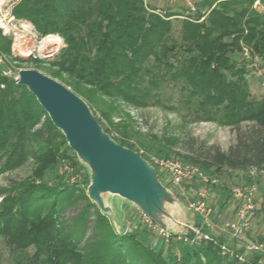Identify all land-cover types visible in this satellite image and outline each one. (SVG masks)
I'll return each instance as SVG.
<instances>
[{"label":"trees","instance_id":"16d2710c","mask_svg":"<svg viewBox=\"0 0 264 264\" xmlns=\"http://www.w3.org/2000/svg\"><path fill=\"white\" fill-rule=\"evenodd\" d=\"M252 1L201 0L194 17L182 18L172 11L161 14L143 0H20L12 14L30 22L40 36L62 38L64 46L51 59L34 60L36 68L46 69L48 76L70 87L90 108L96 107L105 124L92 112L104 131L142 157L128 140L136 134L122 105L183 109L195 121L233 129L235 141L226 150L193 137L158 139L165 141L162 146L180 145L186 153L181 156L183 162L219 177L226 170L264 171V94L259 98L251 94L241 60L243 46L264 58V13L251 9ZM172 19H180L178 38ZM10 42L0 30V54L10 56ZM113 113L127 121L113 122ZM41 119L46 135L35 128ZM140 145L150 149L144 142ZM170 153L174 152L157 147L154 155ZM3 157L2 171L29 157L35 161L31 178L0 189V235L10 246L11 256L19 255L27 264H264V256L245 252L237 244L240 240L231 244L223 233L215 235L205 229L199 241L184 244L178 254L171 251L177 245L174 238L165 249L146 244L135 233H117L86 190L65 181L63 161H68L71 168L85 172L86 187L89 184L86 168L61 131L26 86L0 74ZM213 187L223 195L221 211L227 210L230 194L225 195L224 186ZM188 188L193 193L197 190ZM79 197L84 199L83 206L70 221L62 218ZM258 202L251 216L264 222V205ZM91 209L93 240L82 245ZM218 220L214 219L222 222Z\"/></svg>","mask_w":264,"mask_h":264},{"label":"rangeland","instance_id":"374dc122","mask_svg":"<svg viewBox=\"0 0 264 264\" xmlns=\"http://www.w3.org/2000/svg\"><path fill=\"white\" fill-rule=\"evenodd\" d=\"M20 0H0V30L1 34L7 36L10 39V56L6 54H0V74L5 77L15 78L20 69H37L34 60H47L51 59L61 47L64 46L62 38L57 34H47L52 35L55 38V41H49L46 37L47 35L40 36L33 25L22 19L14 18L12 11L13 8ZM146 5L149 7L157 8V11L161 14H164L167 11L176 12L181 14L180 17L186 18L194 17L197 14L198 9L196 8V3L201 0H143ZM251 9L256 10L259 13H264V0H253L250 5ZM199 12V11H198ZM202 9H201V11ZM203 18H200L202 21ZM173 20V29L174 35L178 38L180 19ZM241 60L245 64V78L247 85L250 89L251 94L259 98L264 94V58L256 55L246 46L242 47L241 50ZM37 70L48 75L47 70L39 67ZM68 87V86H67ZM71 89L70 87H68ZM91 111L96 112V117L100 119L104 124L105 120L100 116V112L96 107L90 108ZM122 109L129 114L130 116V125L136 137L128 139L129 142H132L135 145V148L139 149L140 153L145 155V159L148 161L151 157L156 158H165V159H174L180 162H183L182 155H185V151L180 145L172 146H162L161 144L165 141L161 140L159 143L158 139L163 137H177L178 140H181L186 137H193L198 142H205L207 144L218 145L222 150H226L231 144L235 141V132L233 129L218 125L212 121H195L191 116L185 114L187 111L179 110L175 111L172 109H164L157 106H148L145 108H134L128 105H122ZM185 115V116H184ZM120 116H125L123 113ZM123 118V117H122ZM111 120L113 122L123 123L127 121L126 119H120L117 117L116 113H113ZM44 119H41L39 124L35 128H41L43 134L46 135V130L43 128ZM242 126H245L244 124ZM110 131L115 135V132L110 129ZM146 143L150 146V149H143L140 143ZM179 143V142H178ZM159 147L162 150L173 151L169 156L158 157L154 155L156 148ZM177 153V154H175ZM5 158H0V168L4 164ZM63 172H65V181L68 184H73L79 189L86 190V178L85 172L83 170H77L70 167L68 161H63ZM150 162V161H149ZM35 169V161L33 158L29 157L23 161L20 165L16 166L10 170L2 171L0 169V189L6 188L12 181L31 178L33 176V171ZM158 171V176L160 181L167 186L169 189V184L165 178L164 173L156 167ZM209 179H216V183L211 186H207L201 183L198 179L193 180L191 183L185 184L188 187L193 186V189L208 187L209 190V207L211 209V215L213 220L219 219L220 222L225 220H230L231 215L227 218L225 217V208L224 211L220 209V202L223 199V195L218 194L214 190L213 186L225 187L226 194H230L233 187L242 186L249 183L256 185V203L264 199V171L255 172L251 170L246 173H242L239 170L229 171L226 170L219 177H211L203 173ZM48 181V180H47ZM55 180H50V183H53ZM48 182V183H49ZM187 187V188H188ZM171 190V189H170ZM189 190V195L187 197H192L195 193ZM175 196L180 200L182 209L186 212L189 219H195L196 214L187 208V199L173 190H171ZM86 193V191H85ZM1 196V194H0ZM82 197V195H81ZM79 197L76 200V203L72 206L66 208L65 212L62 214V218L67 221L71 220V217L74 216L78 210L83 206L84 199ZM108 199V198H107ZM225 199V197H224ZM1 200V197H0ZM124 202V200H120ZM109 202L111 203L112 210L114 214L117 215V222L120 224L119 230L127 233H135L138 238L145 240L146 244L151 243L152 247L165 249L168 248L169 243L156 235L155 232L149 231L145 228L142 223V214L133 206L125 205L124 203L118 201L115 197H110ZM227 208L231 209L233 200L228 195L227 196ZM88 225L89 228L86 230L85 235L82 239L81 244L88 242L90 243L93 239L91 238L92 230L91 225L93 224L94 212L93 209L90 210ZM231 213V212H230ZM215 222V221H214ZM216 223V222H215ZM215 230V231H214ZM215 235H221V231L216 227L213 228ZM264 235V222L259 218L255 219V214L250 218V228L245 231L240 241L237 244H241L244 240L256 241L259 240L261 236ZM182 236V235H181ZM228 240V239H227ZM176 242L171 248V251H176L178 254V248H183L184 244H189L178 240L177 237L172 240ZM156 243L153 245V243ZM232 244V242H229ZM191 245V244H189ZM81 249L85 250L86 246H81ZM164 249V250H165ZM32 249H29V254L32 253ZM168 252V251H167ZM181 254V253H179ZM182 255V254H181ZM0 264H27V260L22 259V257L11 256L10 246L6 243V240L3 236L0 235Z\"/></svg>","mask_w":264,"mask_h":264},{"label":"water","instance_id":"95a60500","mask_svg":"<svg viewBox=\"0 0 264 264\" xmlns=\"http://www.w3.org/2000/svg\"><path fill=\"white\" fill-rule=\"evenodd\" d=\"M15 80L35 96L86 168V195L109 218L117 233L121 232L120 224L110 197L119 203L124 200L122 203L135 207L173 236L197 234L196 219L187 217L180 200L160 181L156 167L105 132L80 96L37 69H20ZM200 239L197 234L196 241Z\"/></svg>","mask_w":264,"mask_h":264},{"label":"built area","instance_id":"2783aa9c","mask_svg":"<svg viewBox=\"0 0 264 264\" xmlns=\"http://www.w3.org/2000/svg\"><path fill=\"white\" fill-rule=\"evenodd\" d=\"M149 161L164 173L170 189L187 199L188 207L196 214V218L199 219L200 225L196 226L198 230L197 234L201 236V234L205 232L203 229L211 231L216 227L226 235L228 239L239 240L241 235L249 230L250 217L256 207L255 184L249 183L232 188L230 197L233 200L231 208L233 211V218L217 224L212 218L211 209L209 207L210 198L208 187H201L195 191L192 197H187V194L189 195V190L185 186V184H189L195 179H198L201 183L207 186H211L216 183V179H209L203 174L198 166L191 163L156 157H151ZM262 203L264 205V199H262ZM142 217V223L145 228L149 231L155 232L159 238L165 241V243H170V240L174 237L189 244H192L196 240L197 234L195 233L193 237H189L188 235L173 236L156 225L148 217L144 215ZM155 244L156 243L154 242L153 245ZM243 250L245 252L259 253L264 256V238L256 241L244 240Z\"/></svg>","mask_w":264,"mask_h":264},{"label":"bare ground","instance_id":"6f19581e","mask_svg":"<svg viewBox=\"0 0 264 264\" xmlns=\"http://www.w3.org/2000/svg\"><path fill=\"white\" fill-rule=\"evenodd\" d=\"M46 37L48 38L49 41H55L56 40L55 38H53L52 35H47Z\"/></svg>","mask_w":264,"mask_h":264},{"label":"crops","instance_id":"0c3cea01","mask_svg":"<svg viewBox=\"0 0 264 264\" xmlns=\"http://www.w3.org/2000/svg\"><path fill=\"white\" fill-rule=\"evenodd\" d=\"M226 211H227V212L225 213V214H226V216H227V215H230V212H231V211H230V209H229V208H227V210H226ZM195 219H196V218H195ZM214 234H215V233H214ZM229 241H230V242H232L231 240H229ZM241 245L243 246V242L241 243Z\"/></svg>","mask_w":264,"mask_h":264}]
</instances>
